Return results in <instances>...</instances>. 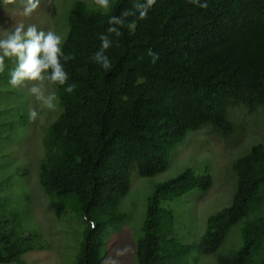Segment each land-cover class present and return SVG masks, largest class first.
Listing matches in <instances>:
<instances>
[{
    "label": "trees",
    "instance_id": "trees-1",
    "mask_svg": "<svg viewBox=\"0 0 264 264\" xmlns=\"http://www.w3.org/2000/svg\"><path fill=\"white\" fill-rule=\"evenodd\" d=\"M86 1H75L69 11L63 51L74 59L62 62L76 88L68 93L67 85L54 87L59 110L42 138L37 182L46 197L73 208L84 222L74 264H102L108 230L119 231L125 222L119 204L130 189L132 170L147 178L162 173L176 145L205 125L222 137L231 135L230 104L248 112L264 107V0H200L206 8L188 0H155L143 19L135 5L145 0H109L107 13ZM125 12L134 14L123 17L124 26L109 24ZM132 22L135 27L129 28ZM109 27L117 32L109 33ZM102 35L111 41L107 69L92 58ZM149 50L158 57L155 62ZM22 107L11 116L9 104H0L3 118L10 114L8 122L0 120V175L7 164L16 167L15 177L24 175L7 161L15 128L32 123ZM13 117L17 125L10 124ZM232 169L236 187L230 205L208 217L190 246L174 238V212L163 204L191 190L207 191L211 176L186 169L155 185L135 264H198L238 222L241 244L218 255L217 264H264V145H252ZM7 182H0V264H23L24 254L47 244L27 225L25 231L16 229L17 211L31 208L32 197Z\"/></svg>",
    "mask_w": 264,
    "mask_h": 264
},
{
    "label": "rangeland",
    "instance_id": "rangeland-1",
    "mask_svg": "<svg viewBox=\"0 0 264 264\" xmlns=\"http://www.w3.org/2000/svg\"><path fill=\"white\" fill-rule=\"evenodd\" d=\"M75 1L77 0H40L39 8L30 17H23L19 15L22 7L20 0L6 6H3L0 0V38L3 37L4 29L23 22L25 26L35 24L39 30L53 31L64 40L68 30L69 11ZM86 2L102 13H107L112 8L110 1L106 11L98 7L95 0ZM6 64L7 68L0 73V104H9L11 116L24 105L21 113L27 120L33 108H36L42 117L31 121L25 128H15L16 132L10 136L7 161L10 165L13 162L19 165L18 169L24 171V175L15 177L13 171L16 167L11 168L8 164L0 175V182L8 179L7 185L9 183L11 190L22 192L24 197H32L31 208L25 212L17 211L19 219L15 224L16 229L25 231L27 225L35 239H41L47 244L43 249L27 252L21 260L23 264H74L83 242L84 222L73 208L60 206L58 202L46 197L37 182L38 164L43 156L42 138L48 124L57 117V102L55 101L56 107L49 110L39 106L30 94L31 84L12 87L9 80L4 79L15 65L8 58ZM49 91L55 92L54 87ZM17 94L28 97V100L22 102L15 99L18 98ZM0 111V120L8 122L10 114L3 118V111ZM227 116L234 128L231 135L222 137L211 126L205 125L197 131L187 133L185 139L176 145L169 155L168 167L162 173L147 178L139 176L135 170L130 172V189L119 204V211L125 215V222L119 231L108 230L107 243L104 246L106 257L102 264H135L134 252L138 238L143 235L148 198L152 195L155 185L176 177L186 169L198 175L209 174L212 184L205 192L191 190L177 201L163 204L174 212V238L185 245H193L203 234L208 217L230 205L236 187L233 162L244 156L252 145H264V107L259 106L248 112L241 104H230L227 107ZM10 124L17 125L18 119L13 117ZM4 132L3 137L8 134ZM2 161L3 159L0 163ZM241 227L242 222L235 224L219 249L212 255L202 256L198 264H217L218 255L229 254L238 248L241 244ZM28 232L23 233V237L27 236Z\"/></svg>",
    "mask_w": 264,
    "mask_h": 264
},
{
    "label": "clouds",
    "instance_id": "clouds-1",
    "mask_svg": "<svg viewBox=\"0 0 264 264\" xmlns=\"http://www.w3.org/2000/svg\"><path fill=\"white\" fill-rule=\"evenodd\" d=\"M189 3L199 7L206 8L207 3H201L200 0H188ZM16 0H2L3 6L13 5ZM22 5L19 15L30 17L40 6V0H20ZM155 3V0H145L144 3H137L136 10L139 12V18L143 19L149 8ZM95 4L104 9L109 8V0H95ZM134 13L125 12L121 17H111L110 25H125L124 16ZM129 28L135 27V22L127 25ZM108 32H117L115 27H109ZM119 34V33H117ZM101 48L93 54V60L107 69L110 62L105 55L106 50L111 46L108 36L102 35ZM63 38L53 31L39 30L35 24L25 26L23 22L16 23L10 28L3 30V37L0 38V73L7 68L6 58L15 66L11 69L9 84L14 87H23L31 84L30 94L34 97L37 104L46 109L52 110L56 107V94L49 91L56 85H67L65 91L72 93L76 85L69 84L68 73L64 70V62L74 59L73 55H65L63 51ZM149 54L153 57V62L158 57L155 54ZM40 112L33 108L29 112V119L37 121L41 119Z\"/></svg>",
    "mask_w": 264,
    "mask_h": 264
}]
</instances>
